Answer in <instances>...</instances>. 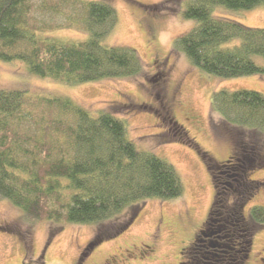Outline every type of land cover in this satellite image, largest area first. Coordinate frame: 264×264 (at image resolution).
<instances>
[{
	"label": "trees",
	"instance_id": "trees-1",
	"mask_svg": "<svg viewBox=\"0 0 264 264\" xmlns=\"http://www.w3.org/2000/svg\"><path fill=\"white\" fill-rule=\"evenodd\" d=\"M219 6L248 10L264 0H193L182 15L196 24L175 39L174 48L205 74L264 75V27L213 16ZM35 9L63 22L40 21ZM115 23L114 8L102 0H0V60H21L29 73L70 85L134 77L142 71L138 52L102 42ZM63 26H78L88 37L40 35ZM211 107L231 125L264 134L262 92L223 88ZM230 174L237 181L236 171ZM182 191L174 166L137 149L118 116L104 110L92 116L66 97L0 89V198L27 219L97 224L139 202L171 200ZM248 216L235 206L218 210L185 247L189 256L180 264H244L253 234L264 226V206L252 205Z\"/></svg>",
	"mask_w": 264,
	"mask_h": 264
},
{
	"label": "rangeland",
	"instance_id": "rangeland-1",
	"mask_svg": "<svg viewBox=\"0 0 264 264\" xmlns=\"http://www.w3.org/2000/svg\"><path fill=\"white\" fill-rule=\"evenodd\" d=\"M102 1L116 13V23L102 42L135 49L142 61L138 75L70 85L29 73L21 60H0V89L66 97L92 116L103 110L118 116L137 149L174 166L182 195L139 202L97 224L30 220L0 198V264H180L189 256L185 247L218 210L239 207L248 221L252 205L264 206V134L231 125L211 107L213 94L223 88L264 94V75L205 74L174 48L175 39L196 24L182 15L193 0ZM33 15L63 22L42 9ZM212 15L264 27V6H219ZM40 35L65 41L88 37L78 26ZM229 156L231 167L240 164L237 181L230 174L235 171L217 166ZM244 264H264V226L253 234Z\"/></svg>",
	"mask_w": 264,
	"mask_h": 264
},
{
	"label": "flooded vegetation",
	"instance_id": "flooded-vegetation-1",
	"mask_svg": "<svg viewBox=\"0 0 264 264\" xmlns=\"http://www.w3.org/2000/svg\"><path fill=\"white\" fill-rule=\"evenodd\" d=\"M231 159H232L231 156H229L226 159H223L222 161H220L219 167H222V169L225 168L227 170H230L231 169V172L232 171H236V169L238 168L237 166H240V164H237V165H234V167H231L232 166L231 165ZM233 159H235V158H233ZM236 160H238V159L236 158Z\"/></svg>",
	"mask_w": 264,
	"mask_h": 264
}]
</instances>
